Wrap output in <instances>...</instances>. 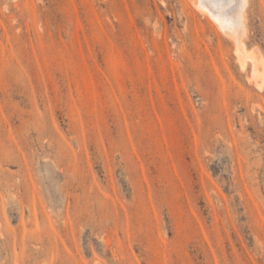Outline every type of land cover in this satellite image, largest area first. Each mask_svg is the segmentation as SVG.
<instances>
[{
  "label": "rangeland",
  "instance_id": "obj_1",
  "mask_svg": "<svg viewBox=\"0 0 264 264\" xmlns=\"http://www.w3.org/2000/svg\"><path fill=\"white\" fill-rule=\"evenodd\" d=\"M244 7L264 59V0ZM217 22L0 0V264H264V84Z\"/></svg>",
  "mask_w": 264,
  "mask_h": 264
},
{
  "label": "bare ground",
  "instance_id": "obj_2",
  "mask_svg": "<svg viewBox=\"0 0 264 264\" xmlns=\"http://www.w3.org/2000/svg\"><path fill=\"white\" fill-rule=\"evenodd\" d=\"M192 2L198 10L204 13V15H212L216 19V22L218 20L217 24H219L220 21H225L227 24H230V31L228 33H226L227 31H224V34L235 42V45L233 46H235L234 54L236 62L241 70H244L246 63L249 62L251 78L249 77L248 79L254 81L256 88L259 90L262 89L264 84V59L256 56L257 54L253 51L245 49L243 43L246 33V27L244 24V9L246 7L244 6L246 5L247 0H231L230 2H227L226 0H223L222 2L219 1L217 6L218 10H213V8H211L210 5H212V3L210 0V5L206 0H192ZM225 24L226 23H224V25ZM220 29H222V25Z\"/></svg>",
  "mask_w": 264,
  "mask_h": 264
}]
</instances>
